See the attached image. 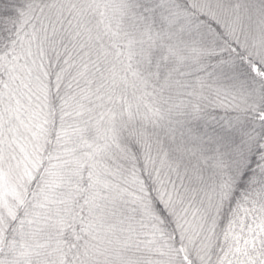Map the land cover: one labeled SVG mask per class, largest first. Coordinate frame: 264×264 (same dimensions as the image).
<instances>
[{"label":"snow or ice","instance_id":"6c2138e0","mask_svg":"<svg viewBox=\"0 0 264 264\" xmlns=\"http://www.w3.org/2000/svg\"><path fill=\"white\" fill-rule=\"evenodd\" d=\"M0 264H264V0H0Z\"/></svg>","mask_w":264,"mask_h":264}]
</instances>
